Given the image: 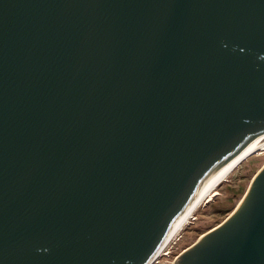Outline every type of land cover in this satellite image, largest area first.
I'll use <instances>...</instances> for the list:
<instances>
[{
    "label": "water",
    "instance_id": "obj_1",
    "mask_svg": "<svg viewBox=\"0 0 264 264\" xmlns=\"http://www.w3.org/2000/svg\"><path fill=\"white\" fill-rule=\"evenodd\" d=\"M264 130V0H0V264H143ZM178 264H264V168Z\"/></svg>",
    "mask_w": 264,
    "mask_h": 264
},
{
    "label": "rangeland",
    "instance_id": "obj_2",
    "mask_svg": "<svg viewBox=\"0 0 264 264\" xmlns=\"http://www.w3.org/2000/svg\"><path fill=\"white\" fill-rule=\"evenodd\" d=\"M263 166L264 152L254 154L241 163L218 187V195L213 201L207 203L204 199L200 203L195 219L174 240L169 249L170 253L162 256L156 264H178L181 254L200 237L226 223L242 204L254 177Z\"/></svg>",
    "mask_w": 264,
    "mask_h": 264
},
{
    "label": "bare ground",
    "instance_id": "obj_3",
    "mask_svg": "<svg viewBox=\"0 0 264 264\" xmlns=\"http://www.w3.org/2000/svg\"><path fill=\"white\" fill-rule=\"evenodd\" d=\"M263 152L264 130L243 141L235 150L231 151L224 159H222V161L213 167L199 181L184 206L172 218L162 239L143 264H156L162 256L168 255L170 253V246L173 244L174 240L180 236L182 231L188 228L187 226H189L191 220L195 219L196 213L199 210L197 208H200V203H202L204 199L207 203L213 201L218 195V187L226 181L227 177H229L241 163L254 154H262ZM263 168L264 166L258 171V173ZM218 227H215L213 230ZM205 235L206 234L200 237V240L204 238Z\"/></svg>",
    "mask_w": 264,
    "mask_h": 264
}]
</instances>
